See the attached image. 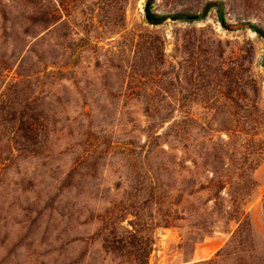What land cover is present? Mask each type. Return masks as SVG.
<instances>
[{
	"label": "rangeland",
	"instance_id": "obj_1",
	"mask_svg": "<svg viewBox=\"0 0 264 264\" xmlns=\"http://www.w3.org/2000/svg\"><path fill=\"white\" fill-rule=\"evenodd\" d=\"M146 1L0 0V264H264V0Z\"/></svg>",
	"mask_w": 264,
	"mask_h": 264
},
{
	"label": "trees",
	"instance_id": "obj_2",
	"mask_svg": "<svg viewBox=\"0 0 264 264\" xmlns=\"http://www.w3.org/2000/svg\"><path fill=\"white\" fill-rule=\"evenodd\" d=\"M152 1L153 0H147L144 5V19L148 25L157 26L158 24L163 22L166 17H161L151 11L150 5ZM210 6L215 5L213 3V5L211 4ZM218 14L219 23L223 26L224 29H227L228 25L226 24L220 9H218ZM241 26H247L258 35L264 37V33L262 32V30L251 23H246L245 25ZM262 66L264 68V57ZM155 117L159 119L161 123L165 122L166 120V117H163L161 115V108L156 109ZM155 122V119H152V124L148 127V131L151 132L156 127ZM177 131V126L173 125L167 129L163 136L170 137L173 132L177 133ZM176 136L180 138L179 136L181 135L179 134V131L178 135ZM27 148L28 147L24 149L22 148L21 151H28ZM147 172L149 173V170H146V174ZM160 202L161 204L167 203V201H164V199H161ZM119 212H121L123 216L126 214L124 209H121ZM97 218L102 226L96 233L86 238V241H89L91 245L98 243L100 251L104 255L105 261L107 260V258H109L110 264H148L150 254L152 252V236L146 233L143 234V231H141V229L135 228L133 226L130 230L120 227L119 224L124 218L122 216L117 219L115 218V221H110V219L105 220L104 218L101 220L100 216ZM134 218L136 220L140 219L137 213L134 214ZM167 218L168 220L162 219L164 227H168V225H170L171 219H176L175 217H171L170 219V216H167ZM83 241V239L76 238V243ZM85 256L86 255L84 253H79V255L76 257V264H81Z\"/></svg>",
	"mask_w": 264,
	"mask_h": 264
}]
</instances>
